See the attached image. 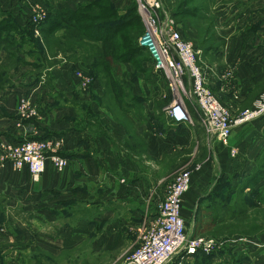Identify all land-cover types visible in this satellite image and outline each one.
Here are the masks:
<instances>
[{"label": "crops", "instance_id": "0c3cea01", "mask_svg": "<svg viewBox=\"0 0 264 264\" xmlns=\"http://www.w3.org/2000/svg\"><path fill=\"white\" fill-rule=\"evenodd\" d=\"M112 1L117 6L120 0ZM31 2L45 8L47 15L48 5L72 8L77 0H18L12 7L24 13L15 15L16 20L27 29ZM261 9L263 16L243 24L247 36L256 31L260 36L264 4ZM224 33L228 37L219 34L223 41L220 48L213 47V57L198 63L203 64L210 90L237 115L264 92V53L245 57L251 55L250 44ZM242 47L245 55L236 59ZM46 49L41 54L32 50L35 58L42 57L36 66L46 75L42 71L30 80V75L13 74V85L0 88V141L61 139L46 155L61 156L67 165L57 171L47 157L44 172L33 181L25 169L0 161V264H77L75 259L82 260L80 264H123L151 223L172 173L174 177L181 169L190 172L181 216L188 234L197 236L191 232L203 217L196 213L197 205L212 182L221 174H253L255 168L250 185L242 188L244 193L255 191L256 204L234 206V211L230 202L224 215L215 209L211 215L209 210L206 225H225L229 231L214 238L218 246L213 264H264V113L235 127L224 144L210 138L195 116L191 124L163 123L157 118L164 120L162 113L156 117L150 105H135L138 95L132 86L131 100L126 96V104L119 106L80 61ZM4 58L0 51L1 64L7 63ZM78 69L92 77L86 88L75 77ZM28 94L37 115L24 120L17 112V99Z\"/></svg>", "mask_w": 264, "mask_h": 264}, {"label": "built area", "instance_id": "2783aa9c", "mask_svg": "<svg viewBox=\"0 0 264 264\" xmlns=\"http://www.w3.org/2000/svg\"><path fill=\"white\" fill-rule=\"evenodd\" d=\"M27 1V0H24ZM136 10L143 25V32L137 41L150 56L152 70L168 83L171 101L161 109L168 124H191L192 118L182 99L176 95L181 79L188 82L189 90L183 92L192 100L201 113L198 120L210 138L226 144L232 130L260 117L264 113V92H261L252 105L232 116L229 109L221 104L205 84L202 68L198 63L199 48L185 38L172 14L163 8L162 0H135ZM29 22L32 34L40 37L39 24L44 20L46 10L36 2L29 4ZM75 77L82 88L91 84L92 77L83 69L75 71ZM177 96V97H175ZM17 112L24 120L37 115L36 106L30 94L17 99ZM27 132L28 126L22 127ZM25 138V137H24ZM62 142L49 139H23L22 141H0V161H9L17 170L25 169L31 180L37 181L50 158L53 169L61 171L67 160L56 154L47 156V151ZM190 186V172L179 170L168 190L158 204L151 223L143 229L140 243L128 252L123 264H169L177 256L193 254L197 251H215L218 246L214 238L192 236L186 230L181 216L183 194Z\"/></svg>", "mask_w": 264, "mask_h": 264}, {"label": "rangeland", "instance_id": "374dc122", "mask_svg": "<svg viewBox=\"0 0 264 264\" xmlns=\"http://www.w3.org/2000/svg\"><path fill=\"white\" fill-rule=\"evenodd\" d=\"M56 1L60 2L64 0H56ZM66 1L67 0H65V2ZM85 1L86 0H77V3L73 4V6L75 7L76 4L83 3ZM15 2L17 3L18 0H0V20L4 19L3 22H8L9 20H12L11 18H14V20L12 21L15 22V24L18 26V29L21 30L22 26L18 22H16L17 20L15 15H20L21 13H24V11L20 12L18 11V9L15 10V8L12 7V5ZM263 2L264 0H207L204 9L200 10L198 16L192 19L196 22L195 23V25H197L196 29L189 26L188 29L182 30L179 25L178 27L181 29L182 35L185 38L190 39L195 46L200 47L199 42L203 40L202 45L204 47H202L201 51H199L198 53L199 60L200 58L210 59L213 57V47L215 49L220 48L223 40L219 38V34H225L224 33L225 31L227 32L229 31V33H231L232 35V36L230 35L231 37L234 36L235 38H239L240 42L241 41H243V43L247 42L248 46L250 44L251 55H249L250 52H248L245 55L244 52L245 47H242L240 50L241 52L237 54L236 59L238 57L243 58L244 57L243 55H245V57H253L258 54L264 53V26H261L262 28L260 30L262 31L260 32V36L256 35L257 32L256 30H255L256 32L254 31L255 32L254 36H247L248 33L243 29V24L248 21L254 22V20H256L259 16H263L262 15L263 12L261 9L262 5L264 4ZM162 3H163V8L169 11V9H167V7L165 6V0H162ZM133 5L134 2L132 0H120L116 6L117 15L125 16L129 14V12H131L130 8ZM6 17L9 18V20ZM138 22L140 24L142 23V21H140L139 18H138ZM8 30H10V33L13 34L14 36L13 40L15 42L18 41L20 42L19 47L15 48V54L17 59L19 60L15 59V61H13L15 62V64L10 65L9 69L12 70V71L9 70L10 76L13 74L18 76L30 75V80H34V76L35 77L39 76L42 71L46 75L47 71H44V68L39 69L36 66L39 60L34 57V54L32 52L33 48H31L32 44H34V40H32L30 36L28 35L26 36L25 34L23 36L18 35V33L16 32L18 31L17 28L12 29V27H10L8 28ZM216 33L218 34V36L215 35ZM227 37L228 34H225V40ZM261 49H263V51H260ZM4 59H6V62L8 63V57L5 56ZM132 59L134 62L132 64L129 62L116 63V65L113 67L114 75L116 79L122 84L124 91L128 93L127 99H130L129 98L130 87L132 86L131 91L133 88H136L138 96H137V100L135 101V105L139 107L150 105L155 110H157V113L155 112V115L157 117L160 115L163 106L168 101H171L173 90L170 95L171 90L170 89L168 90L167 81L163 80L158 73L154 72L151 69V67L146 64L145 62L146 55L144 52L141 51L140 53H133ZM31 64L34 66H32ZM199 66L202 68L203 64L200 63ZM203 76H204V72H203ZM204 78L206 81L205 76ZM97 80L99 81L98 83L100 89L101 90L105 89L106 88L105 78L101 77V79L98 78ZM207 81L205 84L210 88ZM11 85H13L12 82ZM75 88L79 93L82 91L80 87L77 88L75 86ZM145 89H147V92H145ZM188 90H189V85L187 80L181 79L180 84L177 85V90H175V93L185 103L186 108L189 111L193 121L194 119L193 116L200 118L201 113L196 107V105L192 102V100L184 95L183 92H186ZM163 93L166 94V103L164 102L165 99L163 98ZM213 94L217 97L215 93ZM145 96H148L147 99L145 98ZM132 100H133V95H132ZM219 102L229 109L232 116L236 115L235 112H233L232 114V110L231 108L228 107V105L222 103L220 100ZM133 103L134 102H132V105H134ZM244 109L247 108H240L239 111L241 112ZM157 118L159 120H162V122L164 123L162 117L159 116ZM247 175L248 174L246 175L238 174L236 176H232V175L226 176L225 174H221L212 182L211 187L208 188L204 197H202L201 200L198 202L196 213L199 214V217L200 216L203 217L200 222V227H197L195 232L192 229L191 231L192 234H197V236H207L211 238H216L219 235L229 234L228 233L229 231L226 229L225 225H219L215 227H213V223L210 227L206 225L209 220V219L207 220V218H209L208 211L210 210L211 215H213V192L214 190H216V193L218 195L220 194V197H226L229 195V202L232 203L234 202V200L237 199V203H236L237 205H239L240 203V205L249 207L253 204H256V202H254L255 191L249 190L248 192L244 193V190L241 187ZM172 176L173 173L170 175V183H172L174 179V177ZM249 185H245V186H249ZM243 194H247V195H243ZM187 228H188V224H186V229ZM1 232L2 229L0 230V233ZM5 260L8 261V258H6ZM81 261L82 260L75 259V262L77 264H80ZM206 262H209V264H213V250H210L208 252L197 251L196 253L190 255L187 254L179 255L173 262L169 264H199V263L203 264Z\"/></svg>", "mask_w": 264, "mask_h": 264}, {"label": "trees", "instance_id": "16d2710c", "mask_svg": "<svg viewBox=\"0 0 264 264\" xmlns=\"http://www.w3.org/2000/svg\"><path fill=\"white\" fill-rule=\"evenodd\" d=\"M45 1L49 4V0ZM132 1L134 5L130 8L131 12L125 16L117 15L116 5L112 0H86L72 8H52L48 5L46 18L39 26L40 38L33 36L31 28L22 27V31L18 29V26L12 21L14 18L9 20L6 17L9 20L8 22H3L4 19H1L0 51H3L4 56L8 57V63L1 64L0 62V88L11 85L9 68L10 65L15 64L13 62L15 59L19 60L16 57L15 48L19 47L20 42L13 40L14 36L8 30V28L12 27V29L17 28L18 31H14L18 35L23 36L25 34L30 36L34 40L31 48L37 50L38 53L43 52L44 47L47 48L46 50L49 54L54 55L56 52H60L63 58L67 60L80 61L81 65L88 69L87 72L93 79L104 77L106 90L112 93L119 106H123L126 104L124 97L128 96V93L124 91L122 84L114 75L113 67L116 63L129 62L132 64L134 63L132 59L133 53L142 51L146 55V64L152 69L150 56L139 46L137 41L143 32V25L138 22L140 16L137 13L135 1ZM206 2L207 0H165V6L182 30L188 29L189 26L196 29V22L192 19L198 16L200 10L204 9ZM202 41L199 42L200 47L196 46L197 48L201 49L204 47ZM41 58L39 56L37 59L40 61ZM251 104L244 108L250 107ZM44 138L29 136L17 141ZM254 171L253 174L246 176L241 187H245L247 182L252 181L257 169L255 168ZM202 197H200L199 201ZM229 203V195L220 197V194L218 195L216 190H214L213 210L215 209L219 215H224L227 212V208H229L227 205ZM236 203L237 199L232 204L233 208L234 206L241 208L240 203L239 205Z\"/></svg>", "mask_w": 264, "mask_h": 264}]
</instances>
